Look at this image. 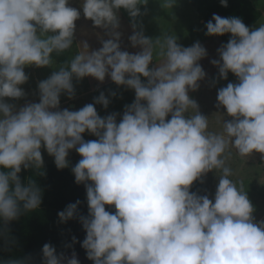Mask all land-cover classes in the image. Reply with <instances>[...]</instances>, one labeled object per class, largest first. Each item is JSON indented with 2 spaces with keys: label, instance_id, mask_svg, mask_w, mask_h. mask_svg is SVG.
Returning <instances> with one entry per match:
<instances>
[{
  "label": "clouds",
  "instance_id": "obj_1",
  "mask_svg": "<svg viewBox=\"0 0 264 264\" xmlns=\"http://www.w3.org/2000/svg\"><path fill=\"white\" fill-rule=\"evenodd\" d=\"M147 3L83 0L84 16L112 38L95 51L87 42L78 45L67 67L39 83L40 102L17 113L4 98L25 95L19 87L28 79L25 65H49L54 51L73 46L80 12L68 0H0V220L7 223L39 207V187L34 181L22 184L18 173L22 166L42 167L43 143L60 169L68 166L70 149L82 156L72 171L78 184H86L89 215L81 217L87 232L82 246L95 264H264V221L254 223L244 182L233 179L229 164L233 150L246 159L254 152L264 154V23L250 31L239 18L214 15L215 22L206 24L207 35L232 34L218 49L221 59L212 63L224 79L229 71L239 78L217 97V107H226L233 119L224 121L218 114L219 127L213 129L188 94L206 75L197 63L207 55L199 42L183 47L175 36L152 40L135 31L132 46L142 51L120 50L117 11L123 7L135 18L138 5ZM175 4L162 0L165 9ZM154 57L158 66L150 68ZM106 75L135 89V102L126 106L119 124L115 114L101 118L92 104L78 111H50L59 108L62 92L74 96V76L104 81ZM96 103L106 108L109 100L101 93ZM169 113L172 118L166 120ZM86 130L99 140L85 142ZM214 169L221 179L213 203L189 189ZM79 203L61 211V221L73 218ZM106 205H114L115 213ZM43 257V264L65 259L80 264L75 254L57 256L49 244L43 246Z\"/></svg>",
  "mask_w": 264,
  "mask_h": 264
},
{
  "label": "rangeland",
  "instance_id": "obj_2",
  "mask_svg": "<svg viewBox=\"0 0 264 264\" xmlns=\"http://www.w3.org/2000/svg\"><path fill=\"white\" fill-rule=\"evenodd\" d=\"M252 1L254 5L261 10L263 16L253 25L250 31L258 29L260 25L264 23V0ZM82 4L83 0H68V6L80 12V17L75 21L76 29L74 32L73 46L64 52L57 53L54 51L51 54L52 63L43 68L45 69L44 72L48 74L46 79L54 72L59 71L61 67H67V63L70 64L74 55L79 51L78 45L82 42H87L90 51H95L103 46L102 41L112 38L107 34L108 30L95 26L91 19L84 16ZM138 7L140 9V14L135 18L131 17L129 12L123 7L117 11V16L119 18V28L117 31L121 33L118 41L120 50L127 51L130 54H137L142 51L140 46H132L130 37L135 31H143L144 35L152 40L162 38L165 35L175 36L177 43L183 47H190L199 42L201 46L206 49L207 55L201 58L197 63L203 68L206 75L203 79L198 81L199 87L195 90L189 89L188 94L190 98L197 103L199 113L210 119L211 128L218 129V114L223 117L224 121L232 120L233 117L227 115L226 107H217V97L221 88L226 87L229 83L238 84L239 78L229 71L227 79H224L220 75L219 67L212 63L213 60L221 59L218 49L228 42L220 35L206 34L207 22L201 19L200 14L189 0H176V4L170 10L162 7V0H148L146 5L140 4ZM232 17L235 16L230 15L225 18ZM134 22L137 25L136 29L132 26ZM51 34V32L48 33V35ZM64 63L65 65H63ZM158 63L159 60L154 57L150 64V68L157 67ZM37 67L38 66L35 64L24 66V72L28 79L25 83L19 85L25 93L24 96L20 98H4L5 103L15 106V112L17 113L22 107L29 103H39V84L35 75ZM109 70L111 71L110 67ZM107 76L108 77H105L104 81H100L93 76H88L89 79L80 78L81 80H77L76 78L74 81L73 77L72 82L76 94L70 97L67 92H62L60 95L59 108L50 109V111H63L64 109L78 111L84 106L92 104L101 118H106L109 115L115 114L116 122L119 124L123 119L126 106H130L135 102L136 93L129 94L128 88L134 91L135 89L127 85H118L111 79L110 75ZM46 79L45 76H43L39 79V82ZM147 80L148 78L141 74V81L147 83ZM89 88H91L90 92ZM79 91L85 93L77 95ZM101 93L109 100V104L106 108L102 103H96V98L99 97ZM64 97H68L69 100L67 103L62 100ZM142 103L146 105L147 102L143 101ZM191 114V112H188L185 113V116L190 117ZM171 118L172 113H169L166 120H170ZM82 136L85 142L99 140V137L88 130H86ZM41 153L44 161L43 164L55 163L54 156L47 152L43 143ZM81 159L82 156L75 149L69 150L67 156L68 162L80 161ZM229 164L235 174L233 179L243 180L244 182L246 194L254 207V223L259 225L260 221H264V184L261 183V178H264V154L254 152L246 159L236 155L233 150V157L229 161ZM198 179L205 185V190L198 196H207L214 203L217 185L221 179L220 174L214 169ZM112 206L115 213L116 209L114 205Z\"/></svg>",
  "mask_w": 264,
  "mask_h": 264
},
{
  "label": "trees",
  "instance_id": "obj_3",
  "mask_svg": "<svg viewBox=\"0 0 264 264\" xmlns=\"http://www.w3.org/2000/svg\"><path fill=\"white\" fill-rule=\"evenodd\" d=\"M189 1L205 22L213 20L214 15L222 18L234 15L251 29L263 16L252 0H228L226 7L221 4V0ZM220 36L226 42L231 39V33ZM127 90L129 94L135 92L129 88ZM78 162H68V166L63 169L58 168L55 163L43 164L39 169L22 166L18 173L22 184L27 185L34 181L41 191V203L36 209L22 212L15 220L7 223L0 220V264L12 259H23L27 264H43L45 244L54 247L57 256L63 254L66 258H72L75 254L80 264H95L88 258L87 250L82 246L87 232L81 217H88L89 205L86 184H78L72 171ZM204 190L205 185L199 179L189 189L196 195ZM77 201L80 203L74 217L61 221L58 214ZM105 207L106 211L114 214L112 205ZM62 264H67V259Z\"/></svg>",
  "mask_w": 264,
  "mask_h": 264
},
{
  "label": "crops",
  "instance_id": "obj_4",
  "mask_svg": "<svg viewBox=\"0 0 264 264\" xmlns=\"http://www.w3.org/2000/svg\"><path fill=\"white\" fill-rule=\"evenodd\" d=\"M63 65H65V63L63 64ZM67 65H69V63H67ZM44 68V66H38L36 69L37 70H35V75H36V78L38 79V84L41 82H39V79L41 78V77H43V76H45V79L48 77V74L46 73V72H44L45 71V69H43ZM106 77H108L107 75H106ZM75 79H76V77L74 76V81H75ZM82 79H89L88 78V76H86V77H83ZM78 80V79H77ZM76 80V81H77ZM79 80H81V79H79ZM73 83V82H72ZM114 83V82H113ZM92 84V83H91ZM74 85V84H73ZM90 90H91V88H89V92H90ZM83 93H85V92H83V91H79L78 92V94L77 95H81V94H83ZM76 94V93H75ZM75 98V97H74ZM73 98V99H74ZM62 100H64V102H66L67 103V101L69 100L68 99V97H64V98H62ZM39 102H40V100H39Z\"/></svg>",
  "mask_w": 264,
  "mask_h": 264
}]
</instances>
